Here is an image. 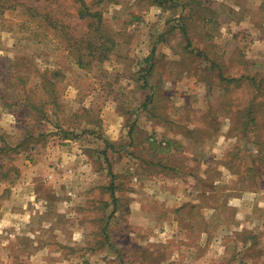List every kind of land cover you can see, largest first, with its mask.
<instances>
[{
  "label": "rangeland",
  "instance_id": "374dc122",
  "mask_svg": "<svg viewBox=\"0 0 264 264\" xmlns=\"http://www.w3.org/2000/svg\"><path fill=\"white\" fill-rule=\"evenodd\" d=\"M87 2L116 43L88 68L24 8L0 13V264H264V0H197L186 36L180 7ZM71 3L48 5L82 33ZM192 148L183 172L202 176L183 190L162 166ZM16 211L30 224L3 222Z\"/></svg>",
  "mask_w": 264,
  "mask_h": 264
},
{
  "label": "trees",
  "instance_id": "16d2710c",
  "mask_svg": "<svg viewBox=\"0 0 264 264\" xmlns=\"http://www.w3.org/2000/svg\"><path fill=\"white\" fill-rule=\"evenodd\" d=\"M30 1L34 3H38L37 6H30ZM57 0H0V13L7 9L13 8H24L28 17L39 25H44L51 30H53L57 35H59L65 42L66 49L69 55L74 57L75 64L79 68H88L92 66L94 63L102 64L107 61L111 54L113 53L116 43L112 37L111 31L106 27L103 13L92 7V5L88 4L87 0H71V6H75V16L78 20H80L85 26L86 30L82 33H74L70 31L69 26L64 25L63 22H59L57 19V15L53 13L49 8V3H53ZM104 1L113 2L116 0H95L93 4H98ZM118 1V0H117ZM157 2L159 6L164 4L174 5L176 7H180L181 11L179 12L180 17L178 20V26L180 31L184 36L187 35V26L192 23L195 18V5L198 6L197 0H153ZM207 23H210L211 20H204ZM191 43L188 41V45ZM153 54V51H152ZM197 54H204L202 51H197ZM207 57V56H206ZM210 63V68H217L219 70L220 66L215 60H208ZM53 74H60L59 71H55ZM222 74L219 72V75ZM45 76V74H44ZM248 76H241L240 78H223L220 77L221 80L226 81L227 83H237L242 79H248ZM250 80L253 85H255V78L250 77ZM46 83H49L50 91L52 93L54 90V83L47 79ZM264 84V79H262L259 84L256 86L257 88ZM153 93L151 96L147 97V101L152 100ZM27 99V98H26ZM55 99V98H54ZM254 99V98H253ZM30 102V101H29ZM30 106H34L28 103ZM253 104H250L249 107L244 109L242 113L245 115L250 124L255 125L256 123V112L253 109ZM247 123H244L243 126H246ZM244 133L249 134V132L244 127ZM254 137H258L255 135ZM253 142H256L255 140ZM0 152L5 151L7 148L10 149L7 141L3 138V135L0 134ZM16 150V149H14ZM12 171V168L5 167L3 163L0 162V180L9 179L12 181L10 177H8L9 173Z\"/></svg>",
  "mask_w": 264,
  "mask_h": 264
},
{
  "label": "crops",
  "instance_id": "0c3cea01",
  "mask_svg": "<svg viewBox=\"0 0 264 264\" xmlns=\"http://www.w3.org/2000/svg\"><path fill=\"white\" fill-rule=\"evenodd\" d=\"M112 123H113L112 126H115V125L120 126V124H119V122H118V120L116 118H114ZM166 139L167 138H163V137L160 138V137H156V136H151L150 137V141H153V142H155L157 144H165V140ZM170 139H171V141L172 140L173 141L179 140V144L182 143L181 140H180L181 139L180 137L177 138V136H173L172 135V136H170ZM165 150H166V148H165ZM169 150H167V151H169ZM176 155L179 156V158H178L179 160L176 161V163L178 165L174 167V166H172V164H167L166 163V164H164L162 166V171L161 172H163L165 174L168 173V172H172V173L175 172V173L181 174L182 175L181 179L177 180L176 183L178 184L179 187L181 186V188H183V190H184V186L185 187H190V186L193 187L201 179L202 175L200 174V172H199V174H197L196 171H194V172H192V171L183 172V169H186V168H183V165L184 164H188V163H190V162H192L193 160L196 159V157H197L196 156V151L192 148V152H188L187 151L186 153L181 154V151H179ZM86 169H87L86 166H82L80 171L84 172ZM87 175H89L88 172H87ZM172 182H174L172 179H169V178H166V177L163 178V176L160 175L159 180L153 181V184L159 185L160 189L164 190L165 188L169 187V185H170V187H174ZM191 188L189 190H191ZM168 190H169L170 193H173L171 189H168ZM165 191H167V190H165ZM29 192L30 193L28 195V200L34 199L32 197L31 188H30ZM79 201H81V199ZM182 203H188V205L190 206V205H196L197 201H196V198L194 196L193 197L188 196L187 199H185L183 197ZM23 209H24V207H23ZM6 215H7V216H5L6 219L3 220L4 223L7 222L9 218H14V219H16V222L20 223V225H22V226L24 224H28L29 225L31 220L33 219V215L31 213L28 214V213H25L23 211H20L19 213H18V211H16V213H14L13 215L6 213ZM77 232H78L77 235L80 236L78 230H77ZM70 235H73V234H70ZM75 246H77V245L75 244ZM78 247H81V246H78Z\"/></svg>",
  "mask_w": 264,
  "mask_h": 264
}]
</instances>
